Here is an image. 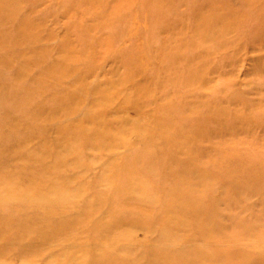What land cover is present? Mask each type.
<instances>
[{
    "label": "rangeland",
    "instance_id": "374dc122",
    "mask_svg": "<svg viewBox=\"0 0 264 264\" xmlns=\"http://www.w3.org/2000/svg\"><path fill=\"white\" fill-rule=\"evenodd\" d=\"M0 264H264V0H0Z\"/></svg>",
    "mask_w": 264,
    "mask_h": 264
}]
</instances>
